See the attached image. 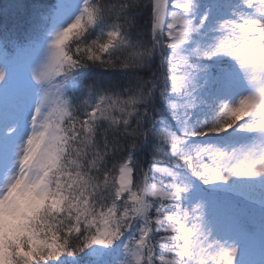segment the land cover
Returning a JSON list of instances; mask_svg holds the SVG:
<instances>
[{
  "label": "snow or ice",
  "instance_id": "snow-or-ice-1",
  "mask_svg": "<svg viewBox=\"0 0 264 264\" xmlns=\"http://www.w3.org/2000/svg\"><path fill=\"white\" fill-rule=\"evenodd\" d=\"M10 89L0 264H243L264 240V0L37 4L0 22Z\"/></svg>",
  "mask_w": 264,
  "mask_h": 264
},
{
  "label": "trees",
  "instance_id": "trees-1",
  "mask_svg": "<svg viewBox=\"0 0 264 264\" xmlns=\"http://www.w3.org/2000/svg\"><path fill=\"white\" fill-rule=\"evenodd\" d=\"M44 5L45 7H52L56 4V0H0V22L4 24H8L10 22H20L26 17H28L33 8L37 5ZM147 15H144L143 23L147 24ZM159 64V58L156 61ZM155 70V69H154ZM151 162L150 157L146 156L143 153H140L137 156V163L140 168L143 170H147L148 164ZM139 176V173H136ZM219 199L223 202H227L231 199V194L224 192H217ZM215 209L214 206H212ZM258 218V219H257ZM260 214L257 211L256 213V221H260ZM258 223V222H257ZM86 258H82V264H84V260ZM105 260L114 259V255L105 256Z\"/></svg>",
  "mask_w": 264,
  "mask_h": 264
},
{
  "label": "rangeland",
  "instance_id": "rangeland-1",
  "mask_svg": "<svg viewBox=\"0 0 264 264\" xmlns=\"http://www.w3.org/2000/svg\"><path fill=\"white\" fill-rule=\"evenodd\" d=\"M23 78L24 73L21 72L19 74L18 82H22ZM13 93L14 89H10L7 95H5L3 92H0V115L3 114L5 109L11 108ZM212 195L214 199L209 204L208 212L210 215H217L223 218V208L226 202L221 201L217 193ZM212 206H214L215 209H213ZM257 222V225L259 226V221ZM239 259L243 262V264H264V240L261 239L259 232H257V235L254 239L241 241Z\"/></svg>",
  "mask_w": 264,
  "mask_h": 264
}]
</instances>
